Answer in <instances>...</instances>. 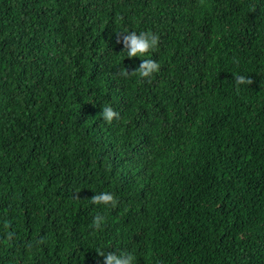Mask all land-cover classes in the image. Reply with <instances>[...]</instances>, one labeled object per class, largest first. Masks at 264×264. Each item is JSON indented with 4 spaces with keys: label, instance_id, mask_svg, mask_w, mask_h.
<instances>
[{
    "label": "trees",
    "instance_id": "1",
    "mask_svg": "<svg viewBox=\"0 0 264 264\" xmlns=\"http://www.w3.org/2000/svg\"><path fill=\"white\" fill-rule=\"evenodd\" d=\"M125 31L157 49L128 58ZM149 58L151 83L118 75ZM96 249L264 264V0H0V264H103Z\"/></svg>",
    "mask_w": 264,
    "mask_h": 264
},
{
    "label": "clouds",
    "instance_id": "2",
    "mask_svg": "<svg viewBox=\"0 0 264 264\" xmlns=\"http://www.w3.org/2000/svg\"><path fill=\"white\" fill-rule=\"evenodd\" d=\"M254 10V9H253ZM116 43L123 44V52L126 53L128 58L133 57H144L148 53L153 52L158 47L159 36L151 31H141L137 34L135 31L132 32H117ZM234 62L238 63L239 61L234 58ZM160 69V64L153 59H142L139 66L131 71L126 68L119 70L118 75L122 78H131L137 77L138 82H144L147 80L151 83V77L154 73L158 72ZM233 79L237 86V91H239L240 85H251L253 80L249 77L243 75H234ZM99 116L108 124H111L114 119L118 120L120 118V113L115 111L111 106H104L99 113ZM79 192L74 193V199H79ZM89 202L93 205H104L106 207L116 208L118 205L117 198L110 192H99L93 195ZM105 217L97 213L91 222L90 227L94 231H99L102 228V225L105 223ZM10 227L9 222L4 223V229L6 230L5 236L3 238V243L11 246V241L13 240V232L7 231ZM38 244L44 243V238L41 237L38 241ZM27 247L31 249L32 243L29 242ZM98 256L103 257V264H133L136 259L131 253H121L116 254L114 252L105 253L100 249H96Z\"/></svg>",
    "mask_w": 264,
    "mask_h": 264
}]
</instances>
